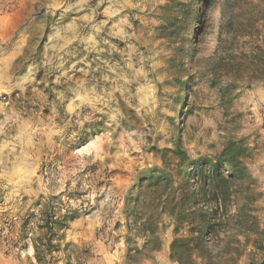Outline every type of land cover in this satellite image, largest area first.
Returning a JSON list of instances; mask_svg holds the SVG:
<instances>
[{
    "label": "rangeland",
    "instance_id": "1",
    "mask_svg": "<svg viewBox=\"0 0 264 264\" xmlns=\"http://www.w3.org/2000/svg\"><path fill=\"white\" fill-rule=\"evenodd\" d=\"M163 4L0 0V264H174L178 140L194 170L240 163L207 190L212 259L264 264V0H217L172 34ZM149 217L158 251L137 237Z\"/></svg>",
    "mask_w": 264,
    "mask_h": 264
},
{
    "label": "trees",
    "instance_id": "2",
    "mask_svg": "<svg viewBox=\"0 0 264 264\" xmlns=\"http://www.w3.org/2000/svg\"><path fill=\"white\" fill-rule=\"evenodd\" d=\"M163 1L165 4L159 8L162 11L160 18L163 19V29L171 34L179 24H188L190 18L194 16L198 18L199 12H209L217 3V0ZM211 82L213 85H218V89L221 90L224 97H229V87L219 86V81L215 78H211ZM167 151L186 164L184 183L187 185V188L177 197L169 195L167 207L164 208V205L162 207V212L170 214L174 220V239L170 246L171 260L174 264H220L211 257L213 250L221 242V225L217 220L220 205L217 196L207 190L214 185L219 176L223 175L222 167L230 169L228 178H238L241 172L240 163L236 158L225 159L214 164L210 163L208 170L202 166L196 167L194 170L197 163L190 161L179 140L174 144V149H167ZM162 154V159L167 165L164 152ZM192 176L196 184L200 186L201 194L193 189ZM207 206H211V208L205 209ZM156 234L157 227L152 221V217L138 225L137 237L146 240L142 251H146L155 244L154 250L158 251L160 241ZM134 251L137 254L142 253L139 249ZM128 252L132 253L133 250L129 249ZM224 264H228V262L226 261Z\"/></svg>",
    "mask_w": 264,
    "mask_h": 264
}]
</instances>
